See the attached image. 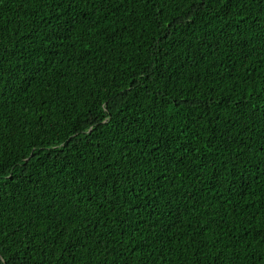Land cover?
I'll return each mask as SVG.
<instances>
[{
	"label": "trees",
	"instance_id": "1",
	"mask_svg": "<svg viewBox=\"0 0 264 264\" xmlns=\"http://www.w3.org/2000/svg\"><path fill=\"white\" fill-rule=\"evenodd\" d=\"M230 4L0 0L6 264H264V0Z\"/></svg>",
	"mask_w": 264,
	"mask_h": 264
},
{
	"label": "snow or ice",
	"instance_id": "2",
	"mask_svg": "<svg viewBox=\"0 0 264 264\" xmlns=\"http://www.w3.org/2000/svg\"><path fill=\"white\" fill-rule=\"evenodd\" d=\"M201 4H203L204 0H200ZM222 6L227 4L229 5V7L226 9V14H231V4H230V0H220ZM163 14V13H161ZM240 18L242 20H244L245 22L247 21L248 17H245L242 13L240 14ZM260 19H264V17H261ZM183 23L182 20H178L177 24H181ZM196 23V18L195 17H191V24H195ZM227 23V22H226ZM50 40H55L56 37L53 35L51 37H49ZM4 63V54L0 53V69H2ZM0 75H3V72L0 71ZM261 109L264 110V105L261 106ZM130 171V168H129ZM126 178L130 179L133 183H135V180L132 177H128L126 174ZM134 189H128L129 192H132ZM120 196H124V192H119L118 193ZM112 199H116L115 196L111 197ZM78 199V198H77ZM95 207L94 205H90L89 207V216H91V209ZM84 214V210L80 209L79 207H74L73 211H71L69 213V215L67 217H64L63 219H67L68 220V225L66 227L71 226L74 222H75V218L77 216H82ZM105 215H107V213L105 212ZM88 223L91 224V219L88 220ZM85 227H87V225H84ZM72 233H76L77 230L75 228L71 229ZM70 239H71V234H70ZM82 239V237L79 234H76L75 239L71 240V245H65L66 248H78L80 247V240ZM0 251H2V249H0ZM0 264H6V260L4 258H0Z\"/></svg>",
	"mask_w": 264,
	"mask_h": 264
}]
</instances>
